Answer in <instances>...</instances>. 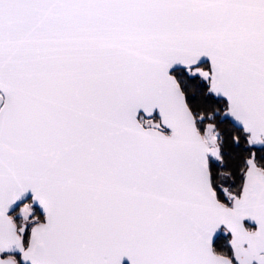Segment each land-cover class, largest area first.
<instances>
[{
  "label": "snow or ice",
  "instance_id": "6c2138e0",
  "mask_svg": "<svg viewBox=\"0 0 264 264\" xmlns=\"http://www.w3.org/2000/svg\"><path fill=\"white\" fill-rule=\"evenodd\" d=\"M0 264H264V0H0Z\"/></svg>",
  "mask_w": 264,
  "mask_h": 264
}]
</instances>
